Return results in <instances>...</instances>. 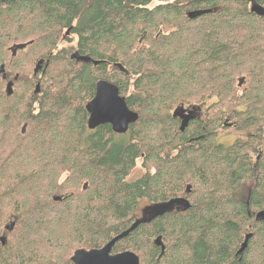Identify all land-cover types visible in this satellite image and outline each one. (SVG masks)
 <instances>
[{
	"label": "trees",
	"instance_id": "trees-1",
	"mask_svg": "<svg viewBox=\"0 0 264 264\" xmlns=\"http://www.w3.org/2000/svg\"><path fill=\"white\" fill-rule=\"evenodd\" d=\"M250 1L264 8L0 0V264H72L75 250L127 230L141 202L173 199L189 206L139 225L112 253L131 251L139 264H264V222L255 221L264 210V17ZM100 80L138 116L123 134L87 128ZM186 106L200 118L180 132L172 113ZM226 129L242 136L223 145ZM137 161L143 173L129 179Z\"/></svg>",
	"mask_w": 264,
	"mask_h": 264
},
{
	"label": "water",
	"instance_id": "water-1",
	"mask_svg": "<svg viewBox=\"0 0 264 264\" xmlns=\"http://www.w3.org/2000/svg\"><path fill=\"white\" fill-rule=\"evenodd\" d=\"M250 12L256 16L264 17V8L257 5L254 1H251ZM208 13H210L209 10L192 12L188 14V17L192 19ZM24 47V44L14 46L12 56L15 55L16 50H21ZM73 58L77 61H87L86 58L80 57L77 53L73 54ZM39 66L40 63L36 66L34 70L35 73ZM0 73H4L3 66L0 67ZM241 83L242 80L239 81V86ZM12 86L13 82L11 81L6 84V93L8 96L12 94ZM34 92H39V84L35 86ZM85 110L88 114L87 128L89 130H94L101 125L108 124L111 126L114 133L123 134L127 131L129 125L135 123L138 118L136 113L128 109L125 99L119 95L117 87L103 80L96 83L94 97L85 105ZM172 116L180 121L179 131L183 132L189 122L195 119V111L194 109H191L186 112L183 107H177L173 111ZM54 200L60 199L56 197ZM176 205L181 206L183 209H186L189 206L188 203L182 199H173L168 202L153 204L145 207L140 218L135 219L127 230L116 235L103 247L91 250H75L70 259L72 264H139L138 257L131 251L113 254L112 248L119 240L125 238L139 225L149 223L155 218L163 216L164 214L172 211ZM255 221L264 222V210L255 214ZM249 238V234L245 236V240L238 251L239 254L246 248ZM4 240V238H1L2 242H4ZM154 244L160 247L161 253H163L164 246L160 237L155 239Z\"/></svg>",
	"mask_w": 264,
	"mask_h": 264
},
{
	"label": "rangeland",
	"instance_id": "rangeland-1",
	"mask_svg": "<svg viewBox=\"0 0 264 264\" xmlns=\"http://www.w3.org/2000/svg\"><path fill=\"white\" fill-rule=\"evenodd\" d=\"M67 44H61L60 48H64L66 47ZM213 101H207L204 104L205 106H208L210 104H212ZM188 107V106H186ZM228 109H231V106L228 107ZM203 113H201L202 115L204 114V109L202 111ZM241 133L235 132L233 129H226V130H221L219 131L218 137H217V141L223 145H229L231 144L236 138L241 137ZM143 173L141 167H140V161H137L136 164V168L133 170L132 174L130 175L129 179H136L138 178L141 174ZM148 204L146 202H141L138 206V209L136 211V218H139L140 214L142 213V211L144 210V208L147 206Z\"/></svg>",
	"mask_w": 264,
	"mask_h": 264
},
{
	"label": "flooded vegetation",
	"instance_id": "flooded-vegetation-1",
	"mask_svg": "<svg viewBox=\"0 0 264 264\" xmlns=\"http://www.w3.org/2000/svg\"><path fill=\"white\" fill-rule=\"evenodd\" d=\"M250 7H251V1H250ZM4 74V75H3ZM4 76V77H3ZM2 78L4 79V80H6V75H5V73H2ZM7 83V82H6ZM184 109H185V111L186 112H188L189 110H191V109H194V111H195V119H199L200 118V110H198V109H195V108H192V107H183ZM202 113V112H201ZM194 119V120H195ZM147 206H149V205H147ZM146 206V207H147ZM175 208H177V209H182L181 208V206H179V205H176L175 206ZM140 217L142 216V213L139 215ZM139 217V218H140ZM137 219V218H136Z\"/></svg>",
	"mask_w": 264,
	"mask_h": 264
},
{
	"label": "bare ground",
	"instance_id": "bare-ground-1",
	"mask_svg": "<svg viewBox=\"0 0 264 264\" xmlns=\"http://www.w3.org/2000/svg\"><path fill=\"white\" fill-rule=\"evenodd\" d=\"M13 48H14V47H11V48H10L11 54H12V50H13ZM36 85H37V84H36ZM88 130H89V129H88Z\"/></svg>",
	"mask_w": 264,
	"mask_h": 264
}]
</instances>
